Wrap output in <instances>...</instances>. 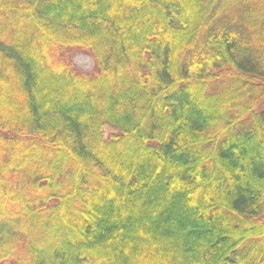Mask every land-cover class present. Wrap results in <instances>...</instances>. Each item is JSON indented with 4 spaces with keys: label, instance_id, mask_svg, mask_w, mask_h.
<instances>
[{
    "label": "trees",
    "instance_id": "1",
    "mask_svg": "<svg viewBox=\"0 0 264 264\" xmlns=\"http://www.w3.org/2000/svg\"><path fill=\"white\" fill-rule=\"evenodd\" d=\"M0 264H264V0H0Z\"/></svg>",
    "mask_w": 264,
    "mask_h": 264
},
{
    "label": "rangeland",
    "instance_id": "2",
    "mask_svg": "<svg viewBox=\"0 0 264 264\" xmlns=\"http://www.w3.org/2000/svg\"><path fill=\"white\" fill-rule=\"evenodd\" d=\"M71 62L75 70L83 73H89L93 70L94 63L91 57L82 53H76L71 57ZM115 134L109 128L104 129V137L108 138L110 135Z\"/></svg>",
    "mask_w": 264,
    "mask_h": 264
}]
</instances>
